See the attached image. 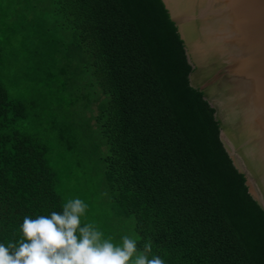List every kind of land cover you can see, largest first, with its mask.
<instances>
[{
	"label": "trees",
	"instance_id": "trees-1",
	"mask_svg": "<svg viewBox=\"0 0 264 264\" xmlns=\"http://www.w3.org/2000/svg\"><path fill=\"white\" fill-rule=\"evenodd\" d=\"M191 70L162 0H0V264H95L56 152L93 159L133 264H264V212Z\"/></svg>",
	"mask_w": 264,
	"mask_h": 264
},
{
	"label": "water",
	"instance_id": "water-1",
	"mask_svg": "<svg viewBox=\"0 0 264 264\" xmlns=\"http://www.w3.org/2000/svg\"><path fill=\"white\" fill-rule=\"evenodd\" d=\"M214 110L219 138L264 212V0H162Z\"/></svg>",
	"mask_w": 264,
	"mask_h": 264
},
{
	"label": "rangeland",
	"instance_id": "rangeland-1",
	"mask_svg": "<svg viewBox=\"0 0 264 264\" xmlns=\"http://www.w3.org/2000/svg\"><path fill=\"white\" fill-rule=\"evenodd\" d=\"M39 112L42 114L40 121H43L39 128L51 144L58 145V128L65 118L64 112L50 106L42 107ZM74 139L79 148L90 146L89 138L80 136V131H76ZM59 156L60 152L51 155L61 172L59 189L66 205L85 225L82 243L86 254L95 264H133L134 258L129 254L134 239L131 221L126 217H116L109 209L93 159L83 157V171L74 165L66 166L58 159ZM67 167L72 168L73 172L69 173Z\"/></svg>",
	"mask_w": 264,
	"mask_h": 264
}]
</instances>
